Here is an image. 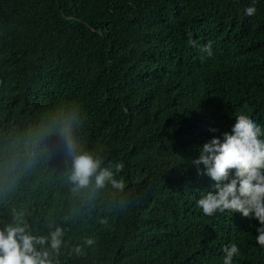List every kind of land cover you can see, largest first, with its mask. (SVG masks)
Segmentation results:
<instances>
[{"label": "trees", "instance_id": "obj_1", "mask_svg": "<svg viewBox=\"0 0 264 264\" xmlns=\"http://www.w3.org/2000/svg\"><path fill=\"white\" fill-rule=\"evenodd\" d=\"M253 2L0 0V228L61 226L59 264H222L231 243L234 264H264L259 222L205 216L197 200L215 182L192 166L235 116L264 130V0L246 16ZM68 132L101 167L123 164L122 189H75Z\"/></svg>", "mask_w": 264, "mask_h": 264}, {"label": "clouds", "instance_id": "obj_2", "mask_svg": "<svg viewBox=\"0 0 264 264\" xmlns=\"http://www.w3.org/2000/svg\"><path fill=\"white\" fill-rule=\"evenodd\" d=\"M255 0L245 9L246 16L256 14ZM189 44L196 41L189 36ZM201 52L211 57L212 41L201 47ZM217 132L218 129H210ZM66 153L71 158L69 180L75 189L87 188L92 180L100 188L106 182L122 189L123 179L116 173L123 170L118 163L114 170L101 167L102 158L77 147L71 133L65 134ZM192 166L200 176L213 180L215 191H208L197 200V206L205 216H213L226 210L240 213L243 217L259 222L256 228V242L264 248V130L248 115L235 116L231 131L222 136H212L199 147V156L192 160ZM202 166V167H201ZM46 234H36L23 221L0 228V264H59V257L65 248V230L55 224H48ZM94 240L85 238L84 245L91 246ZM77 256L83 255L81 245L71 249ZM222 264H234L240 255V248L231 243L223 248Z\"/></svg>", "mask_w": 264, "mask_h": 264}]
</instances>
